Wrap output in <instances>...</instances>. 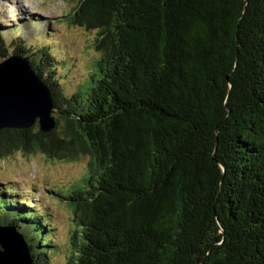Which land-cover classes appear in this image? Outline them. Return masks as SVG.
I'll use <instances>...</instances> for the list:
<instances>
[{
    "label": "trees",
    "instance_id": "trees-1",
    "mask_svg": "<svg viewBox=\"0 0 264 264\" xmlns=\"http://www.w3.org/2000/svg\"><path fill=\"white\" fill-rule=\"evenodd\" d=\"M74 2L94 70L66 95L43 73L53 50H16L50 88L57 129L0 131V161L89 159L57 193L75 224L67 264H264V0ZM36 206L5 187L0 226L50 264Z\"/></svg>",
    "mask_w": 264,
    "mask_h": 264
},
{
    "label": "rangeland",
    "instance_id": "rangeland-1",
    "mask_svg": "<svg viewBox=\"0 0 264 264\" xmlns=\"http://www.w3.org/2000/svg\"><path fill=\"white\" fill-rule=\"evenodd\" d=\"M77 5L74 0H0V63L16 50L32 56L37 49H51L55 57L43 65V73H49L51 82L72 95L88 80L101 57L94 47L96 33L68 20ZM62 58L71 63L72 70L64 68ZM88 163V158L67 161L22 153L0 161V191L12 188L18 201L27 200L30 210L40 205L38 210L46 212L57 247L50 264H67L75 228L72 209L57 193L80 181Z\"/></svg>",
    "mask_w": 264,
    "mask_h": 264
},
{
    "label": "water",
    "instance_id": "water-1",
    "mask_svg": "<svg viewBox=\"0 0 264 264\" xmlns=\"http://www.w3.org/2000/svg\"><path fill=\"white\" fill-rule=\"evenodd\" d=\"M50 88L31 64L16 55L0 63V131L57 129ZM224 172V169H223ZM0 264H34L28 242L16 227L0 226Z\"/></svg>",
    "mask_w": 264,
    "mask_h": 264
}]
</instances>
